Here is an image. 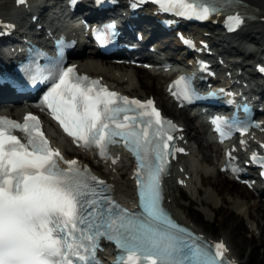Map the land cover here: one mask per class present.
<instances>
[{
  "label": "snow or ice",
  "instance_id": "snow-or-ice-1",
  "mask_svg": "<svg viewBox=\"0 0 264 264\" xmlns=\"http://www.w3.org/2000/svg\"><path fill=\"white\" fill-rule=\"evenodd\" d=\"M153 2L188 18L207 19L220 10L207 0ZM228 21L239 26L243 18L237 14ZM74 67L50 73L57 82L45 97L47 106L70 136L86 148L98 147L101 156L110 154L115 137L124 138L139 161L143 212L129 210L100 192L96 185L106 182L53 149L36 116L29 113L24 124L0 117V264H101L96 253L102 238L114 242L121 252L117 264H219L217 257H224L226 251L223 242L201 244L197 241L202 238L186 236L188 230L162 206V178L168 163L164 150L169 145L154 143L148 128L153 117L157 135L164 123L172 122L162 118L153 100H130L105 86L97 89L98 81L73 77ZM118 101L150 109L139 113L149 118L142 122L146 126L132 130L135 118L131 125L118 123L130 120L121 113L133 111L120 107ZM12 128L28 133L27 144L11 134ZM57 158L68 167L61 168Z\"/></svg>",
  "mask_w": 264,
  "mask_h": 264
},
{
  "label": "bare ground",
  "instance_id": "bare-ground-1",
  "mask_svg": "<svg viewBox=\"0 0 264 264\" xmlns=\"http://www.w3.org/2000/svg\"><path fill=\"white\" fill-rule=\"evenodd\" d=\"M32 1L34 0H31V4ZM242 1L243 2L239 3L237 6L245 8L248 12L251 13L250 18L255 17V19L249 18L247 25L243 26L240 30H237L236 32L230 35L223 34L221 30L218 29L220 28V26H217L218 27L216 28L218 29L217 32L212 33L213 35L212 42L218 46L223 47V50L225 51H228L229 49L226 48L225 44H223L222 41H230L233 40L234 37H236L235 40L237 39L240 40V38H245V39L250 38V40L255 39L258 41L260 39L264 41V0H242ZM33 4L34 5L29 6L28 3L24 5L17 4L15 0H0V19L2 17H5L9 21L11 20L15 21L16 24H19V28L24 22L25 24L21 29L22 31H28V28L26 26L28 25L29 21L28 22L26 21L27 18L24 15V10L30 11L34 9V7L40 6V2L37 1H35ZM51 4L53 6L51 10L53 11L57 6V4H55L53 0ZM30 12L31 13L29 14V17L32 20L35 12L37 11L33 10ZM40 16H42V13H40ZM149 24L150 26L144 24V26L147 28V29L143 28V30H145V33L148 34L153 33L156 36L154 37L155 39H157L156 41L157 45L163 48V50L169 48L171 51H173L174 46L177 43L176 39L175 41L173 40L169 41L168 40L169 35L166 34L157 35L155 33L152 24L150 22ZM22 35L23 34L21 30L16 28L11 35L1 38L0 55L2 57L7 56L9 50L14 48L23 38ZM203 36H211V34L205 33ZM263 50H264V46L262 47V51ZM252 52L253 50L251 49L248 50L249 54H252ZM169 53L171 54L172 52L169 51ZM219 54L221 55V58L225 57L223 56L222 51L219 52ZM76 57L77 59L75 58V60L79 62V66L82 69L87 70L94 74H100L104 76L106 80L114 83L115 86L122 88L126 92L132 90L133 92L132 94H137L136 90L138 89H136V83H139L142 86L144 85L145 89L147 88L149 91H151L152 94L157 95L158 98L155 96L157 98V102L159 104H162L165 110L169 111V113L167 114H170L171 116L177 117L182 120L183 124L186 125L184 131H186L189 139L193 138L195 141L199 142L200 149L203 151L202 156L205 159V161L214 163L215 159L220 155V150L217 145H212L209 141L206 142L203 141L204 138L203 134L205 132V127L203 122L197 120H196L197 122H195L194 121L195 118L189 116L184 108H177L174 105H170L168 98L165 95L164 88L162 86L163 85L162 83L165 82L167 78L165 73L162 72L153 73L151 70L139 66L124 65L121 63H106L103 62V60L96 57V54L92 53L90 50H87V53L77 55ZM223 60H227V59H223ZM246 65H248V63ZM126 66H130L131 68ZM228 67L229 66H226V68ZM124 82H126V85L123 84ZM0 94H7V90L0 88ZM22 110L23 107H21V103H15L10 106L7 104V102L5 101L3 102L0 100V111H7L15 114H21ZM49 129L53 131L50 127ZM54 138H55V142H58L66 152H69L68 150L70 147L74 149L72 146H70L68 142L62 141V139H59L56 135H54ZM195 147L196 146L195 145L193 146V144L191 143L192 156H194ZM73 151L75 152V154L80 155L84 160L89 159L88 154L80 153L79 151H75V150ZM118 156L120 161L115 165H109V164L101 165L98 162H93V161L91 163L94 166V168L98 170V172L103 177H105L108 181L111 182L114 191L119 196V198H121L123 201H128L131 198L134 190L133 180L131 178L130 172H126L127 169L129 168L128 159H126V157L120 154H118ZM183 165H185V169L183 171H180L179 167L180 166L183 167ZM198 166L195 165V167L192 169L191 168L192 165H191V167L189 166L190 168L189 170L186 163L183 164L181 162H178L174 166L171 176L166 181L167 193H166L165 202L171 208L174 215L181 221H185L187 219L186 213L182 210V208H180L179 205H177L176 203L177 196H175V194L173 193V189L179 187L176 184L178 176L183 177L186 173L191 175L186 178H183V180L186 182L184 186L186 188H189L193 184L195 185L196 183L195 180H197V178H195L196 176L195 171H200L201 176L203 175L202 178L205 179L206 182H209L214 189V191L209 192V195L207 196V201L205 200L206 202H208V200H212V202L214 203L218 202L215 196L216 192L221 194L224 192V190L232 192L235 196L229 198V201L231 202L233 207L239 213L246 215L249 221L252 220L253 229L261 228V233L264 232V223L261 224L260 223L261 221L258 222V218L259 219L262 218L264 220V207H262L261 205L262 203L260 202V199L251 198V196H249V193H246L245 190L246 186L244 184L236 182L235 180L229 178L224 173L218 170L216 171V174L214 175L213 178L207 179L206 174H203L206 172V167L204 166L205 167L204 169L203 166H199V167ZM118 169L122 170V172L121 171L116 172V170ZM123 172H126L127 178L121 180L119 174ZM241 195H245V198L243 199ZM224 197L225 196H223L222 199H224ZM201 203L202 205H204V202L202 200ZM251 240L253 241V239Z\"/></svg>",
  "mask_w": 264,
  "mask_h": 264
},
{
  "label": "rangeland",
  "instance_id": "rangeland-1",
  "mask_svg": "<svg viewBox=\"0 0 264 264\" xmlns=\"http://www.w3.org/2000/svg\"><path fill=\"white\" fill-rule=\"evenodd\" d=\"M168 37V40L171 41V37ZM235 39L236 37H234L233 40L230 41H222V43L225 44L226 48H228L230 51H245L246 45H248L246 43V40L250 38H240V40ZM250 41H252L251 43L255 44L254 41L257 40L252 39L249 40L248 43ZM263 46L264 41L259 39L258 44L256 43V47L261 48L262 51ZM168 50L172 52L169 48H167L165 53H168ZM260 53L261 52L257 51L248 56L246 59H244L245 64H247L254 57L259 56ZM239 56H242V54H237L236 58ZM246 66L247 68L251 69V65L248 64ZM126 67L131 68L130 66ZM123 84L126 85V82H124ZM136 89H138L136 90L137 94H140L142 96L152 94L151 91H149L147 88L145 89L144 85L142 86L139 83H136ZM129 93H133L132 90H130ZM154 95L157 97L156 94ZM166 112L169 113V111L167 110ZM194 121L196 122V119H194ZM203 137V141L206 142L205 136ZM192 143L193 146H196L194 148L193 162L197 166H203L204 169L206 167V172L204 171L205 173L203 174H206L207 179L213 178L217 171L215 161L214 163L205 161L202 156L203 151L200 149L199 142L195 141L192 138ZM120 171L122 172V170L120 169L116 170V172ZM126 172L119 174L121 180L127 178ZM195 174V178H197V180H195L194 178V180L196 181L195 185L192 183L193 185L189 188L177 187L173 189V193L175 194V196H177V205H179L180 208H182V210L186 213V220L192 223L195 227H198L199 230L204 231L211 236H214L216 238L223 237L230 245L233 254L241 260L242 264H264V232H262L263 234L261 233V228L253 229L252 220L249 221L246 215L239 213L233 207V205L229 201V198L234 197L235 195L230 191L224 190L222 194L216 192L215 196L218 201L216 203L212 202V200H208V202H206L209 192L214 191V189L209 182H206L205 179L202 178L203 175L201 176L200 171H195ZM245 190L246 193H249V196H253V193L250 190H248L247 188ZM223 196H225L224 199H222ZM241 197L244 199L245 195H241ZM201 200L204 202V205H202ZM261 205L262 207H264L263 203ZM258 222L262 224L264 223V220L262 218H258ZM251 239H253V241Z\"/></svg>",
  "mask_w": 264,
  "mask_h": 264
}]
</instances>
